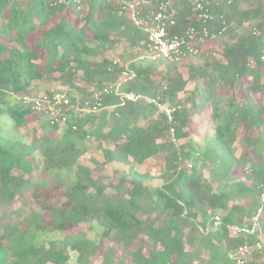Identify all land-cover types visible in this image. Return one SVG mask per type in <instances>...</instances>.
I'll list each match as a JSON object with an SVG mask.
<instances>
[{"label": "trees", "instance_id": "trees-1", "mask_svg": "<svg viewBox=\"0 0 264 264\" xmlns=\"http://www.w3.org/2000/svg\"><path fill=\"white\" fill-rule=\"evenodd\" d=\"M170 1L177 10L174 30L197 24L191 0ZM211 13L213 28L224 27L211 41L219 46L217 58L130 64L136 79L125 90L173 108L171 120L145 98L120 104L117 96H106L98 112H71L61 126L45 120L47 133L30 143L0 134V264H69L70 251L76 264H92L98 252L99 264H238L229 254L257 237L231 236L228 226L246 221L264 182V0L222 1ZM39 30L40 37L34 36ZM143 37L117 14L115 0H87L80 8L53 0H0V115L6 113L15 128L24 125L33 112L10 104V93L30 92L34 81L55 73L71 91L91 96L118 77L120 68L102 57L115 39L145 52ZM184 91L187 96L180 97ZM51 129L59 137L49 135ZM89 136L103 149L96 168H124L93 177L94 168L79 162ZM36 153L35 164L50 180L28 178ZM159 155L162 183L151 188L150 176L135 166ZM17 197L30 203L24 216L21 208L6 210ZM44 212L63 238L47 244L36 239L45 229ZM216 214L222 224L201 233L197 226H207ZM15 216L18 221H11ZM83 223L88 231L68 232ZM261 228L264 233V218ZM118 248L124 259L116 257ZM251 256L246 264H264L259 252Z\"/></svg>", "mask_w": 264, "mask_h": 264}, {"label": "built area", "instance_id": "built-area-1", "mask_svg": "<svg viewBox=\"0 0 264 264\" xmlns=\"http://www.w3.org/2000/svg\"><path fill=\"white\" fill-rule=\"evenodd\" d=\"M54 3H73L80 8L87 0H53ZM222 1L229 3L231 0H191V9L197 24H190L180 31L174 30L177 27L176 8L170 0H115L117 14L126 16L129 21L142 34L143 38L139 44L143 47L145 55L150 60L163 59L168 62L181 63L186 57L197 56L201 48L211 43L224 27L217 30L213 28L214 16L211 13L212 5H219ZM264 61V54L261 55ZM111 64L120 68L118 77L92 92V104L90 108L77 109L72 104L70 94L66 91L47 90L42 92L10 93L14 102L33 113L40 114L46 118L49 125L61 126L68 122L71 112L78 110L95 111L99 110L102 100L106 96H117L120 104L125 100L136 101L145 98L147 101L156 104L163 110L168 119L171 120L173 108L161 105L155 99L144 97L125 88L136 79V73L127 62L114 58ZM75 128V126H73ZM171 140L176 143L173 137V128H170ZM264 218V182L259 184L257 190L256 204L251 214L242 224L229 225L228 230L231 236L245 235L256 236L257 239L251 244H242L236 247L229 256L238 264H246L253 254V251L262 247L261 241L264 238L262 232V221ZM222 224L220 215H214L207 226L198 225L201 233H207L216 229ZM192 264H197L193 262Z\"/></svg>", "mask_w": 264, "mask_h": 264}, {"label": "rangeland", "instance_id": "rangeland-1", "mask_svg": "<svg viewBox=\"0 0 264 264\" xmlns=\"http://www.w3.org/2000/svg\"><path fill=\"white\" fill-rule=\"evenodd\" d=\"M34 36L36 37H40V30L39 32H36V34H34ZM116 43L112 48L107 49V51L104 53V55L102 57L108 59V60H112L114 58H118L120 59L122 62H127L129 64L131 63H140V64H145L148 63L150 61L149 58L147 57H143L140 58L141 55H145V53L142 52V50H140L139 48H134L131 49L128 44L124 41V39L122 38H116ZM219 52V46H217L216 44H212V43H208L206 44V46H203L201 48V53L197 56H193L190 57V60L192 63H201L203 62L207 56H215L214 58H217L218 55L217 53ZM210 57V58H211ZM99 59H101V56H99ZM213 59V58H212ZM44 61H45V57L44 55L40 56L39 53V64L40 67L43 71H45V65H44ZM154 61V60H151ZM181 70L183 71V75L186 78V69H183V67H180ZM158 71H163V65H160ZM79 84L81 83V81L78 82ZM33 86L31 88L32 91L34 92H42V91H47L50 89L53 90H58V91H66L68 94H70V97H72L74 99V102L72 103L75 108L77 109H81V104H85V106H89L90 104H92V101L90 102V100H92V97L86 93H81L80 91L76 90V91H71L69 89V86L64 84L58 77H57V73L52 74L48 77H43V79L38 80V81H34ZM192 87L191 83H189L186 87V90H190ZM187 91L181 92L179 93L180 97H185L187 96ZM8 102L10 104H14V99L9 96L8 98ZM99 110H96V112H98ZM81 112H85V111H81ZM31 117H27L26 122L24 125L20 126V127H13L12 126V119L6 114V113H2L0 115V134L3 137H10L12 139H18L20 141H22L23 143H30L32 141V139L35 136H40L44 133H47V131L45 132L43 128H41L42 126L44 128H48L49 125L47 124V122L45 121L46 118L43 116H39L38 119L35 117L36 114L32 113ZM59 132H62V130L64 129L63 127H59ZM201 131H198L197 128H194V134H199L200 135ZM48 134L54 137H59V133L58 131L55 130H49ZM241 135V134H240ZM83 144H85V151L84 154L80 157L79 162L80 164L86 165L90 168H94V171L92 172L93 177L97 178V177H102L104 178L106 175L111 174L112 170L115 168L118 169H122L124 168V165L118 164V163H114V164H110V165H106L104 168V170L102 169H98L97 164L100 163L101 161L104 160V156H103V149L101 146H98L97 142L93 139L92 136L87 137L86 141L83 142ZM241 151V148H239V152ZM245 153V151H244ZM34 156V155H33ZM30 157V156H29ZM35 162H34V170L29 172L27 174L28 178H31L32 180H37L39 175L41 174V166L38 164H35L36 162L40 161V156L38 155V153L35 154ZM162 156H154L151 157L149 159H147L144 163H142L141 165H136L135 167L137 168V170H139L140 172H144L147 173L150 176V179L147 181V184L152 188L154 186L160 185L162 183L161 179H160V174L163 171V159H161ZM64 176H66V172H63ZM44 176L45 178H47L48 180H50L51 178L49 177L48 174L43 173L40 175ZM107 193L111 194L112 190L111 189H107ZM31 205L33 206V203H31ZM30 207V203L28 206L25 205L24 201L20 198L17 197L15 198L11 205L6 207V210H10V209H23V216L26 215V213L28 212V208ZM36 209V207H35ZM45 216V220L43 222V226L45 227L44 230H40L36 233V239L39 242H44L45 244H47L48 240L51 239H61L64 236V233L56 231L52 228V226L50 225V218L47 212L43 213ZM20 218V216H15L13 218V222H17L18 219ZM3 223H6L7 220L4 219L2 220ZM23 226H20V228H23ZM77 230H83V231H88V223H83L80 224V226H78L77 228H74L73 230L68 231L69 233H75ZM89 236L94 239L97 237V234L95 233H90L89 232ZM106 245H109L111 243V245L113 244V242H111L110 240H106ZM262 247L259 250H256L257 252H259L260 256L262 259H264V238L261 241ZM121 252V249L118 248V251L116 252V257L117 258H121L124 259V255ZM255 252V251H253ZM252 257V256H251ZM75 258H76V254L72 251H70V260H69V264H76L75 262ZM102 259L101 256V252H98L93 258H92V264H99L100 261ZM251 259V258H250ZM47 264H52V263H47Z\"/></svg>", "mask_w": 264, "mask_h": 264}, {"label": "bare ground", "instance_id": "bare-ground-1", "mask_svg": "<svg viewBox=\"0 0 264 264\" xmlns=\"http://www.w3.org/2000/svg\"><path fill=\"white\" fill-rule=\"evenodd\" d=\"M127 18V17H126ZM159 102V101H158ZM151 103V102H150Z\"/></svg>", "mask_w": 264, "mask_h": 264}]
</instances>
